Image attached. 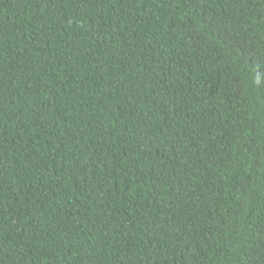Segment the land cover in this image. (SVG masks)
<instances>
[{"label": "trees", "instance_id": "trees-1", "mask_svg": "<svg viewBox=\"0 0 264 264\" xmlns=\"http://www.w3.org/2000/svg\"><path fill=\"white\" fill-rule=\"evenodd\" d=\"M0 264H264V0H0Z\"/></svg>", "mask_w": 264, "mask_h": 264}, {"label": "clouds", "instance_id": "clouds-1", "mask_svg": "<svg viewBox=\"0 0 264 264\" xmlns=\"http://www.w3.org/2000/svg\"><path fill=\"white\" fill-rule=\"evenodd\" d=\"M257 82L259 83L260 81H259V78L257 79Z\"/></svg>", "mask_w": 264, "mask_h": 264}]
</instances>
